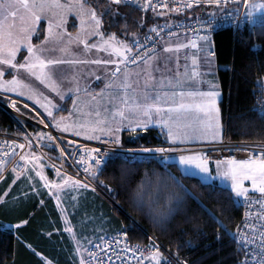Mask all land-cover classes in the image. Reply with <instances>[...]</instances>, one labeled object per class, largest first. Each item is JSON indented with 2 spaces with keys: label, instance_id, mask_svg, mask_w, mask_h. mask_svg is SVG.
I'll use <instances>...</instances> for the list:
<instances>
[{
  "label": "crops",
  "instance_id": "1",
  "mask_svg": "<svg viewBox=\"0 0 264 264\" xmlns=\"http://www.w3.org/2000/svg\"><path fill=\"white\" fill-rule=\"evenodd\" d=\"M77 31L75 26H70L67 32L74 37ZM43 35V31H41L39 40L33 38V43L42 49L39 52L41 58L64 61V63L50 65L46 69L50 75L49 83L55 85L57 91H53L51 87H45L44 84H41L34 76L29 75L24 70L16 72L0 65V70L14 72L20 84L23 85L22 88L18 89L21 92L20 95H16L13 92L5 93L3 91H0V95L16 97L23 101L24 104L16 103L15 107L22 114L32 119H34L33 116L35 119L37 118V112L53 124L52 119L44 115L45 112L41 105L46 103L47 100H51L55 105L57 101L58 93L61 91V87H58V73L63 72L58 71V69L68 70V94H71L72 89L77 93L75 91L77 87L79 88V92L82 93V106L85 108L87 114H90L88 122L105 121L107 126L110 127H115L116 124L122 123L121 131L128 130L130 138H133L132 134L134 132L138 134V137L142 136L145 130H135L134 132L131 130L134 127V123H130V120L137 119V117H134L125 109V105L121 102L122 100L127 99L130 102L142 103L145 92H147L150 97H155L159 94L161 97V107H169L173 106L171 94L175 91H217L220 93L216 66L213 57L209 56L212 47L208 44L192 47L193 43L187 37H175L163 41L156 53L134 66L140 67L146 63L148 65L154 64L161 71H120L115 78L112 75L110 78L108 72L111 69L114 72L116 69L108 64V66H105L106 70L98 71L101 73L108 71L107 75L97 73V76L87 81V73L90 72L88 65L90 63L84 60V58H87L92 53L90 49H86L82 43L75 41L68 46L59 45L55 40L43 43ZM88 42L89 40H87ZM164 48H169L171 51L165 52ZM186 51L187 53H185ZM26 55V49H22L17 54V61L23 63ZM203 55H206L208 62H211L209 63V67L212 66L213 72L205 73L200 71L205 61V57H202ZM92 56L99 55L93 53ZM166 58H169L170 62H167ZM65 74L63 73L64 79H66ZM125 74L128 76L127 82L130 85L127 88L123 86ZM109 78L110 80L107 81ZM11 79L12 75H6L0 78V84L6 85ZM209 79H211V82H208ZM177 83L180 84V87H176ZM108 84H111L112 87L106 88L105 86ZM83 85H85V88L81 89L80 87ZM86 92L87 95L85 96ZM101 93L103 94L100 95ZM165 93L168 94L167 103H164L166 99ZM220 97L221 94L217 98V106H219ZM0 101L6 103V98L0 96ZM34 101H38L39 103ZM174 101L175 103H179L180 97H175ZM0 108L9 115L2 107ZM118 110L124 111L122 122L119 115L114 116V113ZM58 112L60 111L54 112V115H59L57 114ZM97 112L99 116L96 115ZM63 113L66 114V111ZM10 117L13 119L12 116ZM165 118H167L166 114ZM138 119L147 118L138 117ZM13 120L16 121L15 119ZM208 121L209 118L204 117L200 126L203 127ZM152 122L148 125L152 129H156L152 126ZM155 127L163 134L164 141L170 144L167 139L166 128H162V126ZM53 128L59 131L55 127ZM121 131L115 134L119 136L120 142L123 141L124 137L122 135L125 133ZM186 131L191 134V128L186 129ZM41 133L40 131L36 133L37 140L40 142L45 137V134L42 133L43 135H40ZM224 134V126L221 119V139L213 140L209 135L204 138H190L183 144L177 142L170 145H196L216 142L222 140L225 136ZM68 135L87 140L69 133ZM42 136L44 137L41 139ZM97 136L100 139H113L112 135L102 132H99ZM43 155L45 156L44 153ZM181 155L200 154L184 153L169 158L180 157ZM167 159H164V162L175 163L180 168L178 161L169 162ZM22 163L24 168L20 171L19 178H17V174L12 168H10L12 170L5 168L3 171L0 168V229L11 233L16 244L22 247L37 264H80L81 256L85 259L86 251L94 243L101 241L106 236L120 232L119 225L116 230L106 228V204L104 198L90 188L76 187L71 183L65 185V180L73 179L61 172L54 160L50 159L47 161L36 149L29 148L24 155ZM207 164L212 165L211 169L215 173L217 168L214 164H217V162H207ZM221 164H224V162ZM37 171L41 172L45 180L50 185H53V187H45L44 181L41 180L40 176L36 175ZM188 173L189 176H196V178L197 175H200L194 168L189 169ZM57 184L62 185V187H55L54 185ZM50 192L55 193V195H51ZM24 213H26L25 216H23ZM34 214H37L36 224L34 225L37 232L33 236L35 242L29 239L28 236H25L26 233L28 234V231L25 230L30 226V219ZM24 221H27V223H24ZM16 225H20V227H16ZM66 225L72 229L71 232L66 231ZM77 247H79L80 255L76 254Z\"/></svg>",
  "mask_w": 264,
  "mask_h": 264
},
{
  "label": "trees",
  "instance_id": "2",
  "mask_svg": "<svg viewBox=\"0 0 264 264\" xmlns=\"http://www.w3.org/2000/svg\"><path fill=\"white\" fill-rule=\"evenodd\" d=\"M100 3L101 12L106 13L103 15L105 29L107 26L109 33L122 37L134 33L136 36L133 42L145 36L160 20L155 14L140 13L127 6H112L103 0ZM210 10L211 7L207 6L196 7L184 18L217 14L210 13ZM212 52L221 94L219 110L226 139L264 142V120L253 111L264 80V26L246 28L237 34L231 29L216 31ZM29 128L35 136L38 131L33 127ZM0 132H21L16 121L1 108ZM41 142L44 143L45 156L56 161L55 150L51 149L47 139L44 137ZM121 143L133 145L166 142L159 130L151 128L137 140H129L125 136ZM167 174L179 180L192 197L229 233L236 231L242 215L241 210L234 204L236 197L230 189L216 183L212 188L202 187L200 179L189 175L182 176L175 163L155 161L149 164H130L121 160L108 164L95 179L106 196L100 194L106 204V228L116 230L120 226V232H126L129 241L137 244L146 243V233L150 234L164 247L176 250L188 264H238L242 258V250L237 248L234 241H230L228 235L220 232L217 224L192 200L185 198L178 214L167 222H158L154 214L149 213L150 205L160 211L170 200L180 199L183 195ZM216 186L222 191L213 190ZM141 201L144 205L142 208L138 207ZM25 215L26 213L23 216ZM36 217L37 214H34L30 219V226L25 230L28 231L25 236L32 241L34 233L37 232L34 227ZM218 235L221 237L219 241ZM0 264L37 263L16 244L11 233L0 229Z\"/></svg>",
  "mask_w": 264,
  "mask_h": 264
},
{
  "label": "snow or ice",
  "instance_id": "3",
  "mask_svg": "<svg viewBox=\"0 0 264 264\" xmlns=\"http://www.w3.org/2000/svg\"><path fill=\"white\" fill-rule=\"evenodd\" d=\"M122 0H111L112 4H120ZM243 2L246 8L249 9L247 12V17L251 22L252 17L255 11L264 9V3L261 4H251L249 5L248 0H223V6L227 7L228 3L240 4ZM206 3L214 4L216 7H221V0H206ZM152 7L155 9L157 5L151 4L150 0H147L146 7ZM193 6L192 2L181 4V9L191 8ZM167 7V5H165ZM175 11V10H173ZM106 13H101L100 16L97 15L96 11L92 6L87 4V0H67V2H62V0H0V65L5 66L6 69L15 70L19 72L24 70L29 75L34 76L37 81L41 84H44L45 87H51L53 91H57L55 85H51L50 75L46 69L53 64L64 63V61L59 60H45L41 58L39 52L42 50L37 44L33 43V38L39 40L40 33L43 31V43H47L49 40H55L59 43H63L66 46L71 45L73 41L77 43H83L85 48H89L86 37L99 36L103 41V47L100 45H92L96 47L99 51H106L111 49L113 55H115L118 60L127 66L130 63H136L138 58H142L141 53L137 50L134 55H129L128 53L132 51L126 43H121L117 40V37L113 34L104 39V35L99 31L102 24L101 17ZM70 16H75L79 21L80 27L77 31V35L72 37L70 33L67 32L66 25ZM46 22V27L44 26ZM262 25H264V18L261 19ZM151 32H156L159 34L158 28L149 29ZM67 37V40H65ZM145 39H150V37H145ZM200 39L207 41L208 37L201 36ZM139 42L137 41L136 44ZM118 45V46H117ZM196 45L193 43L192 47ZM22 49H26L27 55L24 57V62L20 63L17 61V54L21 52ZM63 50V49H62ZM165 52L171 51L169 48H164ZM91 63L100 64V63H116L115 61H101L93 60ZM195 63V62H194ZM211 63V62H209ZM121 71L119 65L117 64L116 70L112 73L113 78ZM6 75H12V79L7 82V84H0V91L5 93L13 92L16 95H20L21 92L18 89L22 88L23 85L20 84V81L16 78V75L12 71L0 70V78L5 77ZM128 76L125 74L124 84L125 88L129 87ZM171 86V85H170ZM106 88L112 87L111 84L105 86ZM176 87H180V84L177 83ZM79 92L77 87L75 90ZM101 93L100 95H102ZM118 95V94H117ZM220 96V93L217 91L209 92H199V91H175L171 94L173 99V106L161 107V97L157 94L155 97H150L147 92H145L143 102H130L127 99L122 100L121 102L125 105V109L132 114L137 119L130 120V123H134L132 131L136 130V127H147L154 119L157 126H162L167 129V139L170 144H176L177 142L183 144L186 143L190 138L193 137H207L211 136L213 140L221 139V116L219 109L217 108V98ZM180 97L179 103H175L174 98ZM199 97V99H197ZM31 98V96H29ZM164 103L168 102V94L165 93ZM61 99H65L61 95ZM151 101V102H150ZM39 103L38 101H34ZM73 105L77 103L73 99ZM131 104V106H129ZM16 101L12 100V106L15 107ZM44 112L50 117L53 121V124L49 125L50 127H55L61 131H68L67 127L61 128V124L64 121V117L61 116L59 119L54 115L55 111L62 112V108H58L52 103L51 100H47L46 103L41 105ZM257 113L260 119L264 120V108L253 110ZM165 114L167 118H165ZM99 116V113H96ZM115 115L121 117V122L124 119V111L118 110ZM138 117H146L147 119H138ZM204 117H208L209 121L203 127L200 126L201 121ZM43 123V121H41ZM103 125V126H102ZM122 123L116 124L115 127L107 126L105 121H94L87 122L79 125V128L83 129L84 139L99 140L100 137L96 135L97 131H100L105 134L113 136V139L108 141H101L107 143H114L119 145L120 139L119 136L115 135L121 131ZM191 128V134H189L186 129ZM73 134L81 135V131H74ZM40 135H43L42 133ZM48 140H52L53 137L49 135ZM72 143V141H69ZM21 149L25 147L24 144L18 145ZM28 147H32L31 144ZM177 149L174 148H158L155 149V152H171ZM102 149L92 148L88 151L87 156L89 160L94 161V165H90L91 168H94V171H85L93 179H96L100 173H102L111 162V154H105L104 156L97 157L93 153L102 152ZM129 153H133L132 149L128 150ZM145 153L152 152L151 149H143ZM134 154V153H133ZM63 155V153H62ZM24 159V157H21ZM130 159V157H129ZM77 163H84L83 158ZM220 161H217L218 174L216 177H212L209 172L207 165V160L205 157L200 155H181L178 159V164L180 166L182 176H187L189 169H195L197 172L202 175L204 178L201 181L202 187L212 188L216 180L230 181L231 193L235 197H244L247 199L248 189H245L242 185L243 180H250L252 184V190L258 192L261 196H264V153H261L260 157L257 158L253 156L250 159L237 162L235 160L227 161V167L223 170L221 168ZM13 171L17 174V178L20 175V168L16 166ZM37 176H40L41 180L44 181V186L51 188L53 185H50L44 178L41 172H36ZM169 179L172 180L174 186L179 192L183 195L180 199L170 200L169 204L162 210L156 211L155 208L150 205L149 213L154 214V217L158 222H167L170 218H173L178 214V210L183 205L184 199L192 200L196 205L209 216L214 223L217 224L220 232L229 236L230 241H234L237 245V248L245 252V259L242 261V264H264V235L260 237L261 243L258 245L260 251H249L248 245L255 242V236L251 240L247 239V234L241 232L237 228L235 233H229L228 230L215 220V217L211 216L198 201L192 197L189 193L171 174H167ZM211 181L212 183H209ZM15 183V181H13ZM73 184L76 187L88 188L89 185L82 184L79 180H65L64 184ZM159 183V181H157ZM57 188L62 187V185H54ZM35 190V189H33ZM93 191L96 189L93 188ZM213 190L222 191L216 186ZM111 192V189H108ZM51 195L55 193L50 192ZM58 199V198H57ZM43 203V201H41ZM143 202L141 201L138 204V207H143ZM27 223V221H24ZM20 227V225H16ZM66 231L71 232L72 229L67 225L65 226ZM51 235V234H49ZM245 238H241V237ZM221 237L218 235L217 240L219 241ZM98 247V246H97ZM77 255H80L79 247L76 251ZM92 257V260H86L81 256L80 264H93V261L97 260L96 254L94 252L89 253ZM158 254V250H157ZM155 259V255L153 256ZM160 264V262H158Z\"/></svg>",
  "mask_w": 264,
  "mask_h": 264
},
{
  "label": "built area",
  "instance_id": "4",
  "mask_svg": "<svg viewBox=\"0 0 264 264\" xmlns=\"http://www.w3.org/2000/svg\"><path fill=\"white\" fill-rule=\"evenodd\" d=\"M112 6H127L140 13L155 14L158 19L152 28H158L159 34L149 31L145 36L136 40L131 44L132 51L129 55H134L138 50L142 58H138L136 63H128L131 67L138 62L144 60L149 55L156 53L165 40L175 37H187L195 45L208 44L213 46V36L216 31L221 29H231L234 34L245 30L246 28H259L264 25L261 19L264 18V9L254 12L251 22L247 17L248 8L243 2L240 4L228 3L223 12L219 14H209L206 17H195L185 19L184 17L193 9L200 6L215 7L214 4L206 3V0H150L151 4L157 5L155 9L146 7L147 0H122L120 4H112L111 0H103ZM192 2L191 8L181 9V4ZM249 5L261 4L256 0H248ZM223 6V0H221ZM167 5V7H165ZM221 6V7H222ZM175 10V11H173ZM207 36V41L200 39L201 36ZM150 39H145V37ZM139 42L136 44V42ZM209 56H214L212 51ZM6 98V103L0 101V107L9 113L16 120L21 132H0V168L5 166L6 169H14L19 166L20 171L24 168L22 156L24 157L29 148H34L47 161L50 159L43 155L44 143L38 142L29 127L35 128L38 132L45 134V137L51 135L53 139L49 142L51 149L55 150L57 168L64 174L69 175L73 180H79L82 184L89 185L88 188H95L96 192L104 196L101 190L85 169L94 171L90 165H94V161L89 160L87 153L92 148L102 149V152L93 153L94 156L101 157L105 154H111V162L121 160L130 164H149L155 161H164L172 156L184 153H199L205 157L207 162H227L229 160L243 161L252 158H259L264 153V142L250 141H230L223 139L221 141L211 142L207 144H198L192 147H181L177 145H169L166 143L148 144L140 143L133 145H119L101 141L111 140L103 138L98 141H87L79 139L68 134L56 131L50 127L51 123L46 120L40 113L36 112L37 119H32L12 106V100L16 103H23L20 99L12 96L0 95ZM264 108V80L262 81L261 90L256 97L255 109ZM43 121V123H41ZM72 141V143H69ZM134 141V140H133ZM24 144L21 149L18 145ZM31 144L32 147H28ZM158 148H174L171 152H155ZM129 149L133 153H129ZM143 149H151L152 152L145 153ZM63 153V155H62ZM130 157V159H129ZM83 158L84 163H77ZM109 163V164H110ZM234 204L241 210V220L237 226L242 233L247 234V239L251 240L255 236V242L248 245L249 251H260L258 245L261 243L260 237L264 235V197L252 196L247 199H235ZM236 228V230H237ZM236 232V231H235ZM234 232V233H235ZM147 241L144 244L131 243L127 233L121 231L119 233L106 236L101 241L94 243L86 251V260H92L90 252L96 254L97 260L93 264H188L176 250L164 247L156 238L147 234ZM242 239L245 237H241ZM98 246V247H97ZM158 250V254H157ZM155 255V259L153 256ZM245 259V252L242 250V258L238 264H242Z\"/></svg>",
  "mask_w": 264,
  "mask_h": 264
},
{
  "label": "rangeland",
  "instance_id": "5",
  "mask_svg": "<svg viewBox=\"0 0 264 264\" xmlns=\"http://www.w3.org/2000/svg\"><path fill=\"white\" fill-rule=\"evenodd\" d=\"M256 1H260V2L264 3V0H256ZM62 2H67V0H62ZM87 4L90 5V6H92L93 9L96 11L97 15L100 16V14L102 13L101 12V3H100V0H87ZM225 8L226 7H224V6H222V7H216V6L215 7H211L210 13H217L218 14V13L223 12V10ZM101 19H102V24H101V28H100L99 31L104 35V39L106 40L107 37L110 36V35H113V33L110 34L106 30V29H108L107 26H106V29H105V27H104L105 24H104V21H103V16L101 17ZM44 26H46V22H44ZM70 26L71 27L72 26H75L77 28V30L79 29L80 24H79V21L76 19L75 16H70L69 17L68 23L66 25L67 31L70 28ZM75 34L77 35V32ZM115 36L117 37V40L118 41H120L121 43H126V44H128L130 46V44L135 40V36L136 35L134 33H132V34H129V35L124 36V37L117 36V35H115ZM86 39L89 40V42H88L89 49L92 52V53H90V55L87 58L86 57L84 58V60H86V61H88L90 63L88 65L89 66V69H90V72L87 73V81H89L90 78H93V77L97 76V73L98 74L107 75V72L108 71L103 72V73L98 72V71L99 70H106V67L105 66H108V64H110L111 66H113L114 69H116L117 64H118L119 65V68L121 69L122 72H139V71H148V70L161 71L154 64L148 65V63H146L145 65L140 66V67H138V66L134 67L133 66L131 68H126V67L123 66V63L120 62L118 60V58L115 55L112 54L111 49H108L106 51H99V50H97L96 47H92V45H100V47H103V41L100 39L99 36H94V37H91L90 36V37H86ZM65 40H67V37H65ZM58 44L59 45H65V44L59 43V42H58ZM93 53H96L99 56H92ZM185 53H187V51ZM202 57H205V61H204V65L201 66L200 71L205 72V73H211V72H213L212 66L209 67V62L206 59L208 57L206 55H203ZM93 60H101V61H109V60H112V61H115L116 63H103L102 62L101 64H95V63H91L90 62V61H93ZM166 61L167 62H170V59L169 58H166ZM162 70H164V69H162ZM58 71H63V72L62 73H58V85H59L58 87H61V89H60L61 91H59V93H58L57 101H56L55 105L58 108H62L63 111H66V114L63 113V112H58L57 114H59V115H55V116H56L57 119H59L61 116H63L65 119H64L63 123L61 124V128L67 127L69 130L68 131H61V130H59L57 128L56 129L59 130V131H61V132H64V133H67V134L69 133V134H72V135H75V134H73L74 131H81V133H82L81 135H75V136H80V137H83L84 138V135H83L84 130L81 129V128H79V125H81L83 123H87L89 121L88 120V117L90 116V114L89 113L87 114L85 108L82 106V102H81V100H82V93L81 92L75 93L74 92V89H72L71 90V94H68V90H69V88H68V70L58 69ZM112 72H113L112 69L108 72L110 78H111ZM63 73H66L65 74L66 79H64ZM110 78L107 81H109ZM66 82H67V87H66ZM208 82H211V79H209ZM80 88L81 89H84L85 88V85L81 86ZM61 95H63L65 97V99L62 100L61 99ZM86 95H87V92L85 93V96ZM83 98H85V97H83ZM73 99H75L77 101V103L75 105H73V102H72ZM218 107L219 106H217V108ZM44 115L47 117V114L46 113H44ZM152 124H153L152 126H154V128L157 129V127H155V126H157L155 120H153ZM151 128H152L151 126L147 125V127H138L136 130L143 129V130H145L144 132L146 133ZM99 132L100 131H97L96 135ZM121 132H123V133L125 132L124 135L127 136L129 140H137V138H135V137H138L137 136L138 134L136 132L133 131L134 132V134H132L133 135V138H130V135H129V131L128 130H125V131L122 130ZM124 135H122V136L125 137ZM34 137L37 139L36 135ZM43 137L44 136H42L41 139ZM140 137H138V138H140ZM225 138L226 137L224 136L223 139H225ZM92 140H96V139H92ZM204 144H207V143H204ZM196 145H198V144H196ZM177 146H181V147L188 148V147H192V146H195V145H177ZM178 159H179V157H174V158H169L167 160H169V162H174V161H178ZM237 162H240V161H237ZM207 165H208V168H209L210 175L212 177H216L217 174H218L217 164H214L216 166V168H217L215 173L211 169L212 165H209V164H207ZM26 166H28V164H26ZM226 167H227V162H224V164H221L220 170H223ZM5 168L6 167L3 166V167H1V170L3 171ZM10 170H12V169H10ZM194 177H196V176H194ZM197 178H199L201 181L204 179L202 177V175H197ZM209 183H212V182L209 181ZM215 183L218 184L219 186L223 187V188H227V189H230L231 190V188H230V181H224V180L218 179V180L215 181ZM242 185H243V187L245 189H248V196H247V198L248 197H252V196L264 197V196H261L258 192H255V191L252 190V184H251V181L250 180H243L242 181ZM239 198L241 199V198H244V197H239Z\"/></svg>",
  "mask_w": 264,
  "mask_h": 264
},
{
  "label": "water",
  "instance_id": "6",
  "mask_svg": "<svg viewBox=\"0 0 264 264\" xmlns=\"http://www.w3.org/2000/svg\"><path fill=\"white\" fill-rule=\"evenodd\" d=\"M105 196V195H104ZM106 197V196H105ZM121 213H123V211L122 210H120L117 206H115ZM124 214V213H123Z\"/></svg>",
  "mask_w": 264,
  "mask_h": 264
}]
</instances>
